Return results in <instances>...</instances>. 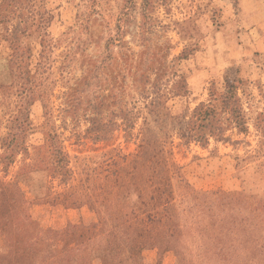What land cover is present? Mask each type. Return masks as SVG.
<instances>
[{
	"label": "rangeland",
	"instance_id": "1",
	"mask_svg": "<svg viewBox=\"0 0 264 264\" xmlns=\"http://www.w3.org/2000/svg\"><path fill=\"white\" fill-rule=\"evenodd\" d=\"M21 3L9 26L20 10L31 68L43 50L39 17L51 16L49 60L28 106L20 82L5 78L12 51L0 25V157L10 118L32 127L26 153L6 168L0 160V185L21 216L58 230L46 243L65 254L71 240L77 261L84 236L102 232L90 264H264V0ZM227 82L245 132L223 108ZM201 104L210 117L195 113ZM125 216L142 253L125 244Z\"/></svg>",
	"mask_w": 264,
	"mask_h": 264
},
{
	"label": "trees",
	"instance_id": "2",
	"mask_svg": "<svg viewBox=\"0 0 264 264\" xmlns=\"http://www.w3.org/2000/svg\"><path fill=\"white\" fill-rule=\"evenodd\" d=\"M22 0H0V25H8L3 27L4 29V38L3 41L9 44V47L12 51L10 54V59L7 61L6 65V80H14L16 79L20 82L21 86L19 87L20 94L23 95L25 99L26 105L30 106L35 99H38L37 94V86H38V78L43 72L46 71L47 61L49 60L48 56L45 55V48L44 37L48 36L46 32L47 24L51 20V16L47 18H43L40 16L38 28L43 29V39L41 40V45L43 46V50L40 52L39 55V62L32 68L30 64V59L32 58L33 54L31 50H23L20 47L19 38L22 36L21 31L22 27L24 29L27 27L26 19L23 18L22 14L20 13L15 16V24L9 26L11 15H15L18 9H24L30 2L26 1L28 4L23 6L22 8ZM31 12H34L31 11ZM34 18V16H32ZM11 27V28H10ZM12 78V79H11ZM13 81H11L12 84ZM225 90L221 94V102L223 103V108L225 111H228L231 119L230 122L233 124L235 119V126L239 128L240 132H245V121L242 115L241 106L239 104V98L237 97V88L234 83L227 82L224 86ZM212 97V94H210ZM205 105H200L195 109V113L198 115L199 118H205V116L210 117V112L212 113V109L210 110H203ZM8 123L12 124L13 126H9L7 136L4 137L1 141V147L4 149V152L1 154L0 160L2 165L6 168L9 164L13 163L15 157L18 153H26L27 149L25 147L24 141L22 140V133L25 130H32L30 127L27 118L25 117H15V119L10 118ZM195 136V135H193ZM197 139H204L203 136H195ZM53 152L56 153V158L61 156L60 149L53 148ZM60 162V160H59ZM66 166H68V161H66ZM18 183V181H16ZM16 183V184H17ZM16 184L14 185L16 187ZM14 187L13 191L16 189ZM10 186H3L0 185V234H2L1 241L2 246L0 249V263L1 262H8V264H90V253L88 250V246L94 242V239L97 235L101 233L92 234L89 232L90 235L84 236L83 241L78 244V248L76 251L80 253L79 259L75 261L71 255L73 248H72V241L66 244L60 251L64 252L65 254H59V251L52 248L51 242H47V240H56V235L58 236V230H53L50 228L40 227L29 214L22 215L20 214L17 208H20L19 203L17 200H10L8 197V192L11 190ZM109 212V211H108ZM111 214V213H110ZM127 218V219H126ZM15 219L17 224L10 226L12 220ZM123 219L124 224L122 225L123 228H126V233H123L122 236L125 237V244L130 246L131 250L134 252L142 253L146 248L144 247V242L141 240V232L136 235H132V225L131 219L129 216H125ZM110 221L119 222V218L115 220L109 219ZM147 223L154 226V222L156 221V216L148 215L147 216ZM159 221V219H157ZM26 224L21 226L19 230V225ZM127 224V226L125 225ZM24 228V230H23ZM72 229L74 227H71ZM116 229V228H115ZM103 231L106 230V224H104ZM110 232L112 229H107ZM139 230V229H138ZM55 234V237L52 235ZM109 238L112 237V234L108 235ZM159 241V238L156 237ZM163 249L167 250L169 248L168 242L169 240H164ZM77 245V244H76ZM111 242L109 241V244ZM115 243L113 244V246ZM154 244H152V247ZM151 249V248H150Z\"/></svg>",
	"mask_w": 264,
	"mask_h": 264
}]
</instances>
